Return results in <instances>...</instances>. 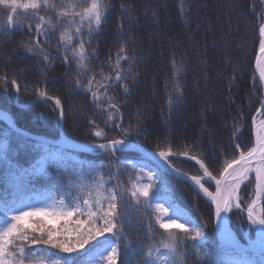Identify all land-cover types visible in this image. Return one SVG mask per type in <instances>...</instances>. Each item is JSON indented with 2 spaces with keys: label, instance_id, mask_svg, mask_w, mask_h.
<instances>
[{
  "label": "snow or ice",
  "instance_id": "6c2138e0",
  "mask_svg": "<svg viewBox=\"0 0 264 264\" xmlns=\"http://www.w3.org/2000/svg\"><path fill=\"white\" fill-rule=\"evenodd\" d=\"M0 6L6 11V17L0 21V35L23 27L30 32L34 30L33 38L22 45L26 54L43 62L42 71L44 67L52 66L48 37L62 29L56 46L62 49L59 58L75 64V89L89 94L93 108L106 114L103 126L95 119L88 121L91 135L103 142L85 144L81 148L92 152L101 150L113 157L118 151L136 153L135 158L120 161L116 173L109 172L105 179L103 165L77 161L61 145L27 136L7 113L0 111V120L7 123L0 141V164L4 167L5 183L11 181L18 193L11 198L6 194L0 200V264H117L118 260L125 264L137 252L140 258L135 264H188L190 255L198 264H211L214 249L210 250L207 226L197 224L178 202L166 179L170 174L197 194L207 197L215 206V228L221 238V264H264V119L253 118V146L247 151L240 150L237 158H225L219 175L210 171L205 160L199 159V154L173 153L171 146L158 151L145 149L130 138L140 134L138 123L130 121L123 126L119 103L109 91L119 87L126 95L130 94L125 81L134 74L131 69L133 57L129 56L126 45H120L114 62L110 55L107 75L101 69L100 79H97L92 71L91 59L95 50L90 55L88 49L114 7L111 0H0ZM120 9L131 17V5L121 3ZM41 11L51 15H41ZM184 11L181 2L182 15ZM261 18L264 19V15ZM31 21L38 22L33 24ZM259 35L256 69L264 87V23L259 25ZM122 62H128L129 68H124ZM172 68L174 85L168 99L170 109L174 103H181L183 96L179 80L183 65L178 67L173 59ZM83 76L87 77V83L80 79ZM256 79L253 78L254 86ZM0 81L4 92L11 83L19 94L16 79L0 76ZM49 101L54 103L53 110L59 111L62 121L64 109L60 98L36 89L33 104ZM260 105L257 114L264 116V100ZM106 129H116L119 135L110 138ZM238 131L236 128L233 135ZM12 134L39 151V159L30 168H22L14 161L10 146ZM234 147L240 149L239 144ZM175 156L194 161L201 174L189 175L177 168L172 163ZM50 165L55 166L57 174H66L65 178L60 183L36 189L31 181L40 175L48 176ZM127 169H131L127 184L119 180L113 184L119 172ZM250 176L255 180L254 194L249 201H244L240 195L241 187L251 182ZM212 182L215 191L205 186ZM5 191L7 193V188ZM132 209L138 213L137 224L151 213L146 232L151 242L147 245L137 243L133 247V241L124 231L126 224L132 225V218L128 216ZM233 209L246 212L247 222L255 229V239L249 238L246 244H241L228 226L227 214ZM154 225L162 230L163 238L159 241L151 240L155 234ZM189 242L191 248L186 249L184 246Z\"/></svg>",
  "mask_w": 264,
  "mask_h": 264
},
{
  "label": "trees",
  "instance_id": "16d2710c",
  "mask_svg": "<svg viewBox=\"0 0 264 264\" xmlns=\"http://www.w3.org/2000/svg\"><path fill=\"white\" fill-rule=\"evenodd\" d=\"M181 2L185 6L183 15L180 12ZM111 3L114 7L101 30L93 36L88 50L90 55L95 50L91 66L97 79H100L101 69L105 75L108 74L109 57L111 55L114 62L122 43L126 45L129 56L133 57L131 69L134 74L125 81L130 94L126 95L119 87L109 90L119 103L123 126L126 127L130 121L139 125L140 134L130 138L156 151L171 146L173 153L188 151L191 155L199 154V159L205 160L210 171L219 175L225 158H237L240 150L247 151L254 144L253 118L264 117L257 114L264 92L258 79L255 86L253 81L264 1L111 0ZM121 3L131 5V17L121 11ZM40 14L51 15L44 11ZM5 17L6 11L0 6V21ZM37 22L31 21L33 24ZM61 30L48 37L53 60L52 66L44 67L43 71V62L23 50L22 42L32 39L34 30L30 32L23 27L8 35H0V76L16 79L20 87L19 94L11 83L7 85V92L0 87V110L9 113L22 129L47 138H58L61 120L59 111L53 110L54 103L32 104L36 89L46 90L48 96L58 97L62 102L63 131L67 137L80 142H103L91 135L88 121L95 119L103 126L106 114L93 108L89 94L75 89V64L65 63L59 58L62 49L56 46ZM173 59L178 67L183 65L184 70L179 77L183 96L182 102L174 103L170 109L168 99L173 93ZM122 66L129 68L130 65L122 62ZM80 79L87 83L86 76ZM236 128L239 131L234 136ZM6 129L7 123L0 120V141ZM106 131L110 138L119 135L116 129ZM235 144L240 145L239 150L234 147ZM10 146L14 161L22 168H30L39 159V151L15 134H12ZM65 150L77 161L103 165L105 179H108L109 172L116 173L120 161L136 156L129 151H118L113 157L111 153L98 150ZM172 163L189 175L201 174L198 165L189 159L173 157ZM47 171L48 176L40 175L31 181L36 189L60 183L66 175L57 174L55 166L51 165ZM129 172L131 169L121 170L112 183L119 180L127 184ZM166 179L178 202L188 210L192 219L207 226L205 231L212 245L210 250L214 249L211 264H221L213 207L202 194L194 192L174 175L170 174ZM250 181L241 187L240 195L244 201H249L254 194L255 180L251 176ZM205 186L214 191L213 185ZM6 194L9 198L18 195L11 181L5 183L4 167L0 164V200ZM140 211L143 212V209ZM137 215L135 209L130 210L128 216L132 218V225L129 227L126 224L124 228L128 239L133 241V247L137 243L147 245L151 242L146 236L151 213L140 224L136 222ZM228 222L243 242L246 238L255 239L256 232L247 222L246 212L233 209L228 213ZM154 232L151 240L163 238L162 230L155 225ZM184 247L190 249L191 242ZM139 258L140 253L137 252L125 264H135ZM117 264H120L119 260ZM188 264L198 262L190 255Z\"/></svg>",
  "mask_w": 264,
  "mask_h": 264
},
{
  "label": "water",
  "instance_id": "95a60500",
  "mask_svg": "<svg viewBox=\"0 0 264 264\" xmlns=\"http://www.w3.org/2000/svg\"><path fill=\"white\" fill-rule=\"evenodd\" d=\"M263 8H264V5H263ZM263 15H264V10H263ZM262 23H264V19H263V22H262ZM260 39H261V37H260ZM258 51H259V47H258V50H257L256 57H257V55H258ZM256 57H255V61H254V76L257 77V79H258V70L256 69ZM258 82H259V84H260V86H261V83H260L259 79H258ZM261 88H262V90H263V92H264V87L261 86ZM15 103L17 104V100H15ZM32 104H33V103H32ZM0 111H3V110H0ZM3 112L7 113L6 111H3ZM7 114H8V116H9V119H11V120L13 121L11 115H10L9 113H7ZM13 122H14V121H13ZM14 124H15V123H14ZM15 126H16L18 129H20L23 133H25L27 136L34 137V138H37V139H44V140L48 141V142L51 143V144H59V145H61L62 147H64V148H68V149L83 150V149L81 148L82 145H85V144H91V143H88V142H80V141H76V140H73V139L67 137V136L64 134V131H63V120L60 122V125H59L60 134H59L58 138H55V139L47 138V137H44V136H42V135H38V134H35V133H32V132H29V131H27V130H25V129H22V128L18 127L16 124H15ZM254 138H255V133H254ZM98 143H100V142H98ZM138 144H139V143H138ZM139 145L142 146V147L145 148V149L152 150V151H156V150L150 149V148H148V147H145V146H143V145H141V144H139ZM83 151H84V150H83ZM98 151H99V152H102V153H105V152H103V151H101V150H98ZM129 152H133V153H135L134 151H129ZM135 154H136V153H135ZM175 157L183 158V159H187V158H185V157H183V156H175ZM210 184L213 185V187H214V191H215V185H214V182H212V183H210ZM202 196H203V195H202ZM203 197H204V198H205V199L211 204V206L213 207V211H214V213H215V206H214V205L208 200L207 197H205V196H203ZM216 222H217V221H216V218H215V215H214V229H215L216 237H217V239H218V244H219V246H220V244H221V238H220V235L217 233L216 228H215ZM228 226H229V224H228ZM229 227H230V226H229ZM230 229H231V228H230ZM231 231H232V233L234 234V236L236 237V239L240 241L241 244H246V243H247V242H243L241 239H239V238L236 236V234L233 232L232 229H231Z\"/></svg>",
  "mask_w": 264,
  "mask_h": 264
},
{
  "label": "rangeland",
  "instance_id": "374dc122",
  "mask_svg": "<svg viewBox=\"0 0 264 264\" xmlns=\"http://www.w3.org/2000/svg\"><path fill=\"white\" fill-rule=\"evenodd\" d=\"M259 120V119H258ZM249 238H247V240H248Z\"/></svg>",
  "mask_w": 264,
  "mask_h": 264
},
{
  "label": "bare ground",
  "instance_id": "6f19581e",
  "mask_svg": "<svg viewBox=\"0 0 264 264\" xmlns=\"http://www.w3.org/2000/svg\"><path fill=\"white\" fill-rule=\"evenodd\" d=\"M264 1V0H263Z\"/></svg>",
  "mask_w": 264,
  "mask_h": 264
}]
</instances>
